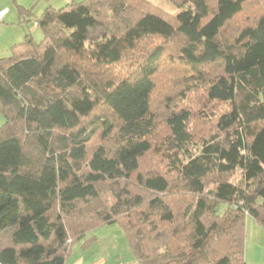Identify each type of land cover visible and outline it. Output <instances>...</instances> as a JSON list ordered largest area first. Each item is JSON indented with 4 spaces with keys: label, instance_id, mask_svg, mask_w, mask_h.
<instances>
[{
    "label": "trees",
    "instance_id": "obj_1",
    "mask_svg": "<svg viewBox=\"0 0 264 264\" xmlns=\"http://www.w3.org/2000/svg\"><path fill=\"white\" fill-rule=\"evenodd\" d=\"M167 1L47 7L43 39L0 58L1 264H64L111 223L137 264H245L244 216L264 226V12L236 25L254 0ZM174 78L227 106L213 132L159 104Z\"/></svg>",
    "mask_w": 264,
    "mask_h": 264
},
{
    "label": "rangeland",
    "instance_id": "obj_2",
    "mask_svg": "<svg viewBox=\"0 0 264 264\" xmlns=\"http://www.w3.org/2000/svg\"><path fill=\"white\" fill-rule=\"evenodd\" d=\"M71 0H0V8L6 7L7 14L0 22V58H6L23 51L20 47L26 38H31L34 42H40L43 34L36 26V21L45 8L51 7L59 9L64 7ZM80 2L83 0H73ZM155 4L163 7L172 13L175 8L160 0H151ZM264 12V0H254L247 6L242 15L238 16L233 24H240L249 21L253 17ZM242 24V23H241ZM186 77V76H185ZM157 97H169L170 100L159 98V104H167L176 109H183L190 113L189 128L196 138L214 131V120L216 115L223 111L225 104L206 102L203 88L198 84H193L186 78H174L160 85ZM163 101V102H162ZM157 102V99H156ZM160 112V110H159ZM159 115L157 120L160 121ZM4 119L0 114V126ZM163 127L162 122L158 124ZM196 145L190 147L194 154ZM240 176V170L236 169L230 180L236 182ZM118 225L117 223H115ZM92 232V231H91ZM242 250L245 264H264V226L258 223L250 215L244 216L242 225Z\"/></svg>",
    "mask_w": 264,
    "mask_h": 264
},
{
    "label": "crops",
    "instance_id": "obj_3",
    "mask_svg": "<svg viewBox=\"0 0 264 264\" xmlns=\"http://www.w3.org/2000/svg\"><path fill=\"white\" fill-rule=\"evenodd\" d=\"M91 231L85 239L94 237V241L85 247L83 240L74 243L64 264H137L119 225L105 224Z\"/></svg>",
    "mask_w": 264,
    "mask_h": 264
},
{
    "label": "built area",
    "instance_id": "obj_4",
    "mask_svg": "<svg viewBox=\"0 0 264 264\" xmlns=\"http://www.w3.org/2000/svg\"><path fill=\"white\" fill-rule=\"evenodd\" d=\"M7 12H8V9L6 7L0 8V22L5 17V15L7 14Z\"/></svg>",
    "mask_w": 264,
    "mask_h": 264
}]
</instances>
